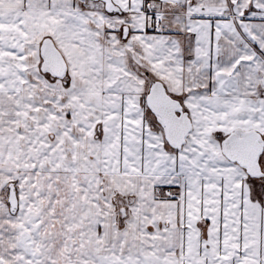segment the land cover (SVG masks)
<instances>
[{"label":"snow or ice","instance_id":"1","mask_svg":"<svg viewBox=\"0 0 264 264\" xmlns=\"http://www.w3.org/2000/svg\"><path fill=\"white\" fill-rule=\"evenodd\" d=\"M0 264H264V0H0Z\"/></svg>","mask_w":264,"mask_h":264}]
</instances>
